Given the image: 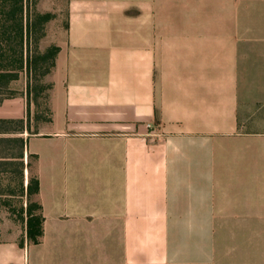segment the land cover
Masks as SVG:
<instances>
[{
    "label": "crops",
    "instance_id": "crops-1",
    "mask_svg": "<svg viewBox=\"0 0 264 264\" xmlns=\"http://www.w3.org/2000/svg\"><path fill=\"white\" fill-rule=\"evenodd\" d=\"M44 38L51 121L25 72L0 103L42 236L0 264H264V0H66Z\"/></svg>",
    "mask_w": 264,
    "mask_h": 264
},
{
    "label": "trees",
    "instance_id": "trees-1",
    "mask_svg": "<svg viewBox=\"0 0 264 264\" xmlns=\"http://www.w3.org/2000/svg\"><path fill=\"white\" fill-rule=\"evenodd\" d=\"M38 0H0V103L3 99L16 93L8 89L12 81L25 72L27 76V94L35 108L40 106L38 100L44 94L46 101L43 112H35L32 118L35 124L51 121L48 107L49 90L51 86L43 85V79L51 72L55 64L58 48L51 46L43 53L39 44L45 37L46 25L54 19L51 13L36 12ZM7 92V93H5ZM45 92H47L45 94ZM27 131L30 133V114L27 116ZM4 127L15 126L17 131L22 129L23 122H0ZM32 134V133H30ZM22 148V141L15 140ZM19 158H22L20 154ZM23 163L20 161V165ZM22 179V173H20ZM23 192V186H22ZM38 182L34 177L29 178L26 195L30 198L37 194ZM40 207L29 202L26 208V237L29 242L37 245L42 236L43 217ZM37 212V213H36Z\"/></svg>",
    "mask_w": 264,
    "mask_h": 264
},
{
    "label": "rangeland",
    "instance_id": "rangeland-1",
    "mask_svg": "<svg viewBox=\"0 0 264 264\" xmlns=\"http://www.w3.org/2000/svg\"><path fill=\"white\" fill-rule=\"evenodd\" d=\"M65 4L66 0H38L35 5V10L40 14L51 13L52 15H54V18H64ZM49 23L45 27V35L47 33ZM45 43H47V39L44 40V44ZM39 51L41 53L45 51V49L41 48V44H39ZM42 84L48 85L47 82L43 81ZM8 89L10 91H13L11 86H9ZM46 93L47 92H45V94ZM43 97L44 94L42 95V98L38 100V104L40 105L38 106V108H35V106L33 105L32 118L35 116V112L39 113L44 111L46 101ZM32 124H34V122ZM8 128L9 130L16 129L15 126H9ZM20 152V145L15 140L10 139L0 143V157L11 159L10 161L0 162V228L4 225H10L16 229L17 235L21 238L24 235L25 224L22 214L25 207L27 208L29 201L24 207L23 205L25 197L24 191L22 192V179L20 175L21 170L19 166L20 160L18 159ZM5 236L6 235L0 233V241L3 240ZM260 238H262L261 241H264V235H260ZM258 240L259 235L257 234H245L246 243H255L256 245ZM250 256L256 257L257 250H251Z\"/></svg>",
    "mask_w": 264,
    "mask_h": 264
}]
</instances>
